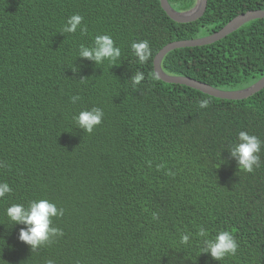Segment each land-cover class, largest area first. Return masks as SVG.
Wrapping results in <instances>:
<instances>
[{
	"label": "trees",
	"instance_id": "obj_1",
	"mask_svg": "<svg viewBox=\"0 0 264 264\" xmlns=\"http://www.w3.org/2000/svg\"><path fill=\"white\" fill-rule=\"evenodd\" d=\"M168 3L185 12L196 0ZM252 11H264V0H207L185 24L160 0H0V184L12 189L0 198V264H264V89L232 101L153 79L164 47L211 36ZM73 15L86 35L60 34ZM102 35L121 51L112 68L78 58ZM142 41L152 52L145 64L131 49ZM161 67L218 90L246 89L264 77V20L173 50ZM137 72L145 79L134 88ZM73 96L81 99L72 104ZM94 107L103 121L88 135L75 118ZM241 131L261 141L252 174L228 152ZM40 200L64 210L53 220L64 235L31 253L19 241L25 226L12 225L7 209ZM201 228L209 239L233 234L236 255H201Z\"/></svg>",
	"mask_w": 264,
	"mask_h": 264
},
{
	"label": "clouds",
	"instance_id": "obj_2",
	"mask_svg": "<svg viewBox=\"0 0 264 264\" xmlns=\"http://www.w3.org/2000/svg\"><path fill=\"white\" fill-rule=\"evenodd\" d=\"M83 24V17L80 15H73L68 20L66 25L62 28L60 34L73 35L79 29L81 36L87 34V27H81ZM131 49L138 59L139 63H147L151 57L152 52L147 41L136 42L131 45ZM121 57V51L114 44L110 36H97L94 40V45L91 48L83 45L79 48L78 58L92 61L95 65H100L104 61H109L110 67L116 66V62ZM73 73L78 70L71 68ZM157 77L154 76L153 79ZM87 78H81L79 82H85ZM145 79L144 75L137 72L131 77L133 87L140 85ZM81 97H71V103L76 104ZM209 100H201L198 102V107L201 109L209 107ZM104 113L99 108H92L90 111H82L76 117L77 128L88 135L93 134L94 129L102 124ZM239 143L231 147L230 157L235 159L238 164V171H243L252 174L255 169L260 167L259 153L261 150V141L254 135H249L241 131L238 136ZM149 166H151L149 164ZM0 167H6L0 164ZM163 165L158 166L157 170H161ZM166 175L172 176L171 172ZM12 189L7 183L0 184V198L6 195H11ZM7 216L12 222V225H24L25 228L19 232V241L29 246L31 253L37 252L39 249L50 247L55 243L57 238L63 237L62 230L53 227V220L64 216V210L58 209L55 204L47 200H40L38 202H30L28 207L22 205H13L7 209ZM153 219H158L156 214H153ZM197 236L202 240V254H210L214 261H223L228 256H235L238 251V244L233 234L229 231H221L214 239H209L208 233L201 228ZM181 245L190 244V235H182L180 238ZM46 264H52V261H47Z\"/></svg>",
	"mask_w": 264,
	"mask_h": 264
},
{
	"label": "water",
	"instance_id": "obj_3",
	"mask_svg": "<svg viewBox=\"0 0 264 264\" xmlns=\"http://www.w3.org/2000/svg\"><path fill=\"white\" fill-rule=\"evenodd\" d=\"M160 5L170 19L176 23L185 24L198 20L204 14L207 6V0H196L195 6L185 12H177L173 10L169 5L168 0H160ZM254 20H264V11H252L239 15L229 24H227L221 31L211 36L196 40L174 42L167 45L156 55L154 59L153 66L157 78L165 83L186 86L217 99L239 101L252 97L264 89V77L246 89L237 91H223L212 88L191 78L167 75L163 72L161 64L164 57L173 50L204 47L214 44L215 42H218L229 34L235 32L243 25Z\"/></svg>",
	"mask_w": 264,
	"mask_h": 264
},
{
	"label": "rangeland",
	"instance_id": "obj_4",
	"mask_svg": "<svg viewBox=\"0 0 264 264\" xmlns=\"http://www.w3.org/2000/svg\"><path fill=\"white\" fill-rule=\"evenodd\" d=\"M225 91H227V90H225ZM229 91H237V89H235V90H229Z\"/></svg>",
	"mask_w": 264,
	"mask_h": 264
}]
</instances>
